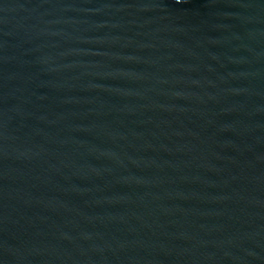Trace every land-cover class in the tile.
Here are the masks:
<instances>
[{
  "label": "water",
  "instance_id": "95a60500",
  "mask_svg": "<svg viewBox=\"0 0 264 264\" xmlns=\"http://www.w3.org/2000/svg\"><path fill=\"white\" fill-rule=\"evenodd\" d=\"M0 264H264V0H0Z\"/></svg>",
  "mask_w": 264,
  "mask_h": 264
}]
</instances>
